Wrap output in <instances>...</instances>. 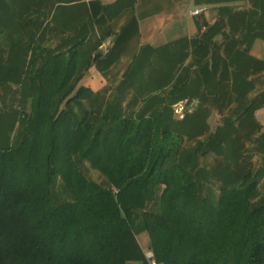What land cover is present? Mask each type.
<instances>
[{
  "label": "trees",
  "instance_id": "16d2710c",
  "mask_svg": "<svg viewBox=\"0 0 264 264\" xmlns=\"http://www.w3.org/2000/svg\"><path fill=\"white\" fill-rule=\"evenodd\" d=\"M97 45L14 44L5 72L0 59V264H126L143 256L138 231L156 264H264V181L243 171L216 203L201 196L204 141L185 149L172 120V105L196 94L194 63L159 93L135 60L97 105L80 84ZM7 81L17 88L1 91ZM85 162L106 185L86 176Z\"/></svg>",
  "mask_w": 264,
  "mask_h": 264
},
{
  "label": "crops",
  "instance_id": "0c3cea01",
  "mask_svg": "<svg viewBox=\"0 0 264 264\" xmlns=\"http://www.w3.org/2000/svg\"><path fill=\"white\" fill-rule=\"evenodd\" d=\"M200 8L205 10L191 14ZM106 37H112V48L80 81L97 95V105L118 90L135 60L143 62L148 89L159 93L166 90L160 85L174 77L186 78L183 66L193 62L188 82L199 80L195 78L191 100L207 113L208 125L207 130L199 128V141L217 134V140L227 141L199 152L201 196L217 201L220 189L237 185L243 171H254L264 181V0H3V72L9 69L5 60L11 45L58 52L82 41L97 45ZM190 43L196 45L192 52ZM15 88L17 84L7 81L1 91ZM232 140L242 143L236 147ZM210 155L215 156L212 165ZM224 175L232 178L224 181ZM212 187L214 195L208 190ZM135 239L143 256L126 264H149L145 251L150 239Z\"/></svg>",
  "mask_w": 264,
  "mask_h": 264
},
{
  "label": "rangeland",
  "instance_id": "374dc122",
  "mask_svg": "<svg viewBox=\"0 0 264 264\" xmlns=\"http://www.w3.org/2000/svg\"><path fill=\"white\" fill-rule=\"evenodd\" d=\"M3 87V86H2ZM166 92V90H165ZM8 98V97H7ZM192 99V98H189ZM8 101V100H7ZM2 102V98H0V103ZM86 103V102H85ZM87 106H91L88 102L86 103ZM97 107V106H96ZM173 113V110H172ZM206 114L203 111V108H199V102L197 103V106L195 107L193 113L191 114H187L184 120H178L174 114H172V120L173 122L180 127L182 130H184V136H185V142H184V148L185 149H193L194 146L196 145V141H199V128H202L204 130L208 129V125L205 124V117ZM207 133H203V135H206ZM209 135V134H208ZM220 136V134L217 135H213L211 137V139L209 140H204V144L202 147V150H205L207 148V146H211L214 145L215 147L217 145L215 144H221V143H226L227 141L225 140H217V138ZM7 136L6 135H2L1 139L4 140L6 139ZM203 142V141H201ZM231 144H233V146L235 145L236 147L239 146L242 142L241 141H229ZM258 142V141H257ZM245 149V148H244ZM243 149V150H244ZM244 155H246V150L243 151ZM215 157L214 155H210L207 160L209 161V163L212 165V163H214L212 161L213 157ZM244 158V156H243ZM81 169L83 170V172L86 174V176H88L90 179L102 184V185H106V180L105 178L94 168H92L88 163H81L80 164ZM254 173V171L252 172ZM264 175V174H263ZM216 188V187H215ZM214 187H212L211 189H208L210 193H212V195H214V193H216V189ZM214 192V193H213ZM211 202L216 203V201H214L213 199H211ZM137 238H140V236L142 237V235H145L148 239H149V235L146 231H138L136 233ZM148 245V244H147ZM147 245L145 247V245L141 244V246L143 248H147ZM150 246V245H149ZM150 250V247L145 251V253L147 251Z\"/></svg>",
  "mask_w": 264,
  "mask_h": 264
},
{
  "label": "built area",
  "instance_id": "2783aa9c",
  "mask_svg": "<svg viewBox=\"0 0 264 264\" xmlns=\"http://www.w3.org/2000/svg\"><path fill=\"white\" fill-rule=\"evenodd\" d=\"M204 10L205 8L196 9L192 11L191 14L198 15L202 13ZM112 46H113L112 37H106L102 39L98 43L96 47V51L92 54V57L106 55L110 51ZM194 109H195V102L189 98L181 99L177 101L176 103H174L172 106L173 114L178 120L185 119L186 115L193 113ZM145 256L149 264H156L154 255L151 250L147 251L145 253Z\"/></svg>",
  "mask_w": 264,
  "mask_h": 264
}]
</instances>
